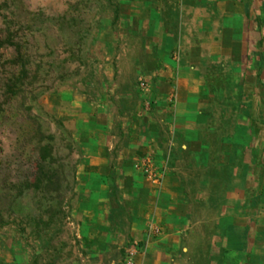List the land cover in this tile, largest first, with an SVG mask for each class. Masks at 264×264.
I'll return each mask as SVG.
<instances>
[{
    "label": "crops",
    "instance_id": "obj_1",
    "mask_svg": "<svg viewBox=\"0 0 264 264\" xmlns=\"http://www.w3.org/2000/svg\"><path fill=\"white\" fill-rule=\"evenodd\" d=\"M262 6L264 0H119V28L103 29L102 41L125 53L142 38L154 107L121 88L131 80L123 67L137 65L123 53L99 61L96 86L71 85L46 99L75 141L86 242H118L120 259L131 238L139 240L145 246L136 264H190L195 249L206 247L212 258L231 259L227 264H264ZM178 48L180 56H172ZM225 65L244 82L243 106L214 68ZM148 158L164 171L159 185L136 168ZM152 223L163 229L155 238L147 233Z\"/></svg>",
    "mask_w": 264,
    "mask_h": 264
},
{
    "label": "rangeland",
    "instance_id": "obj_2",
    "mask_svg": "<svg viewBox=\"0 0 264 264\" xmlns=\"http://www.w3.org/2000/svg\"><path fill=\"white\" fill-rule=\"evenodd\" d=\"M16 17L19 18L18 21ZM260 20L264 40V6ZM119 23V0H0V32L2 39L6 41L4 46H0V56L3 58L2 61L13 59L15 56V47L5 38L8 33L22 38V43L26 47L35 46L39 49V57L41 55L44 60L54 65V72L48 74V79L55 81L57 87L44 91L40 98L41 107L46 113L63 122L47 106V97L71 85L99 84L97 77L99 61L109 54L117 57L123 53L119 44L113 45L108 50L109 47L102 41L107 35L101 32L108 27L116 31ZM77 33L84 37L83 52L80 57L71 52L73 38L80 37ZM138 37V47L123 53L128 60L136 59L137 65L123 67L122 74L127 75L131 80L122 82L121 88H132L133 100L141 101L144 108H152L154 100L150 95L153 94L154 78L150 77L151 71L143 63L147 59V51L142 38ZM174 52L179 57L181 50L178 48L172 51V56H175ZM261 54L263 57L264 50ZM214 68L223 74V84L236 90L235 104L243 106L244 82L239 79V72L229 71L226 65L221 68L214 66ZM141 77L147 81L148 88L141 86ZM168 99L170 105L175 104L177 92L175 102L170 101V95ZM227 100L228 98H224L222 101L227 105ZM47 124L52 132H59V127L54 121L47 119ZM220 132L223 135L227 134V130ZM13 137L14 134L10 131L2 135L0 130V139L3 141L10 143ZM77 159L75 152L72 160L77 161ZM77 183L76 177L71 178L70 191L66 194L63 205L61 208H56L51 218H45L49 223L47 227L40 225V228H35L22 221H14L10 224L0 222V264H124L129 249L134 247L140 249L145 246V243L131 238L128 246L123 248L119 259L118 242L110 245L104 242L98 245L94 242H86V238L81 237L78 204L83 195L77 190ZM118 215L119 210H114L115 221L118 220ZM205 250L195 249L190 264H212L213 261L227 264L231 261L224 255L219 259L212 258L211 249L206 247ZM201 252L207 253L208 256H198Z\"/></svg>",
    "mask_w": 264,
    "mask_h": 264
},
{
    "label": "trees",
    "instance_id": "obj_3",
    "mask_svg": "<svg viewBox=\"0 0 264 264\" xmlns=\"http://www.w3.org/2000/svg\"><path fill=\"white\" fill-rule=\"evenodd\" d=\"M77 35L71 52L80 57L84 37ZM1 36L0 32V46H4ZM5 38L15 47V56L4 61L0 56V130L14 137L10 143L0 139V222L47 227L45 218L61 208L71 178L76 177L77 161L72 156L77 149L65 124L41 107L44 91L57 88L48 79L54 65L15 34ZM47 119L58 125L59 132H52Z\"/></svg>",
    "mask_w": 264,
    "mask_h": 264
},
{
    "label": "built area",
    "instance_id": "obj_4",
    "mask_svg": "<svg viewBox=\"0 0 264 264\" xmlns=\"http://www.w3.org/2000/svg\"><path fill=\"white\" fill-rule=\"evenodd\" d=\"M141 86L143 88H148L147 81L141 77L140 78ZM176 100V86L173 87V90L170 94V101L175 102ZM136 168L142 171V173L153 183L161 184L163 182L164 171H160L156 168L151 158L144 159L140 162L136 163ZM148 236L151 238H155L160 236L163 233V229L154 223L150 224L148 227ZM139 249L134 247L128 250L127 256L124 264H136L135 263V255L138 253Z\"/></svg>",
    "mask_w": 264,
    "mask_h": 264
}]
</instances>
